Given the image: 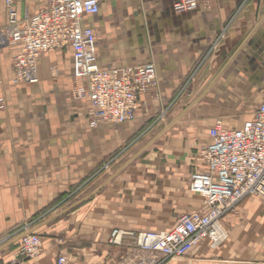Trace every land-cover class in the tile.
<instances>
[{"label":"crops","instance_id":"crops-1","mask_svg":"<svg viewBox=\"0 0 264 264\" xmlns=\"http://www.w3.org/2000/svg\"><path fill=\"white\" fill-rule=\"evenodd\" d=\"M2 1L0 26L7 23ZM197 2L177 14L175 0H112L84 20L96 33L102 66H156L157 83L128 124L91 125L88 101L73 93L70 48L40 57L37 85L14 86L16 53H0V240L29 228L43 242L37 258L17 263L20 245L1 246L0 264H57L63 255L72 264H124L136 237L112 244L114 232L170 230L181 215L201 210L202 198L188 190L190 174L205 169L196 151L218 119L239 128L261 102L264 0ZM47 5L17 0L16 8L24 16ZM246 106L256 107L241 122L222 109ZM165 108L201 111L147 131L121 160H133L131 169L97 173ZM221 223L228 239L217 249L206 241L169 264H264V198L243 199Z\"/></svg>","mask_w":264,"mask_h":264},{"label":"built area","instance_id":"built-area-1","mask_svg":"<svg viewBox=\"0 0 264 264\" xmlns=\"http://www.w3.org/2000/svg\"><path fill=\"white\" fill-rule=\"evenodd\" d=\"M112 0H48L37 14L21 16L17 0H3L7 23L0 26V53L15 51L12 57L14 86L37 85L42 55L54 50H72L74 96L89 103L88 116L93 127L102 124L135 122L141 110L140 97L149 94L158 74L152 62L143 65L104 67L98 61L96 33L84 20L98 15L101 5ZM1 4V0H0ZM198 7L197 0H175L174 11L184 14ZM254 117L239 128H228L218 121L209 129V143L198 153L204 170L190 175L188 190L199 195L201 210L183 214L174 227L165 231L113 233L110 241L119 244L122 235L136 237V245L124 264H169L184 258L194 247L208 242L217 249L228 239L222 217L240 201L264 198V91ZM5 99L0 98V110ZM17 242L20 259L31 260L42 253L39 233L25 228L0 240V247ZM57 264H72L60 256Z\"/></svg>","mask_w":264,"mask_h":264},{"label":"rangeland","instance_id":"rangeland-1","mask_svg":"<svg viewBox=\"0 0 264 264\" xmlns=\"http://www.w3.org/2000/svg\"><path fill=\"white\" fill-rule=\"evenodd\" d=\"M190 91V88L188 90V88L185 89V91ZM188 93L185 95L186 97L188 96ZM183 94V93H182ZM181 94V95H182ZM178 95V94H177ZM176 95V96H177ZM256 106H246V107H232V108H222V109H227L229 111H231V114H230V120H236V121H243L249 117H251V112L253 111V109L255 108ZM200 109H188V110H183V111H178V112H181L179 113V115H177V111H171L170 109L168 108H165L161 111H159V113H155L153 114L152 116V119L147 123V127L145 126L144 130H142V133L140 135H138L136 138H133L129 143L121 146L117 151L116 153L114 154V156L112 158H110L108 161L104 162L102 164V166L98 169L97 173H102L103 171H108V170H125V169H131V167H133L135 164L133 162V160H131L130 162L129 161H121L122 159H125V156L126 154H130L132 153V150L134 149L133 147L140 141L143 139V136H145L146 132L149 131V130H152L154 129L155 127H161L160 129L161 130H166V129H170L172 128L173 126H166V123L165 121L168 119V118H174V116L177 117L180 116V117H188V116H198L199 113H200ZM239 123H235V125H237ZM209 126V124H207V127ZM185 127H191V124H188L187 126ZM201 148H199L197 151H196V155H198L199 153V150ZM129 255V254H128ZM127 255V256H128ZM127 256L123 259V262L125 261V259L127 258Z\"/></svg>","mask_w":264,"mask_h":264},{"label":"bare ground","instance_id":"bare-ground-1","mask_svg":"<svg viewBox=\"0 0 264 264\" xmlns=\"http://www.w3.org/2000/svg\"><path fill=\"white\" fill-rule=\"evenodd\" d=\"M193 193V192H192ZM42 244H43V242H42ZM43 248V247H42ZM59 259V258H58ZM58 262V261H57Z\"/></svg>","mask_w":264,"mask_h":264}]
</instances>
